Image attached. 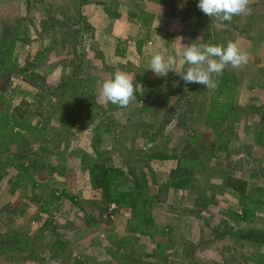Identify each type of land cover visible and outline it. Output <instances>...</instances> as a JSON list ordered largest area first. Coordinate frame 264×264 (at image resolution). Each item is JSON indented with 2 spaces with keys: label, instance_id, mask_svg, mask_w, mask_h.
<instances>
[{
  "label": "rangeland",
  "instance_id": "obj_1",
  "mask_svg": "<svg viewBox=\"0 0 264 264\" xmlns=\"http://www.w3.org/2000/svg\"><path fill=\"white\" fill-rule=\"evenodd\" d=\"M4 1L0 6V46L6 45L10 38L13 40L17 29L20 37L5 54H0V98H3L0 109L10 105L11 112L23 114L35 128L42 127L45 139L35 141L34 136L22 135L12 140L8 151L1 156L0 236L13 232L22 240L25 250L9 247V252L0 254V264H114L108 254L110 250L125 254L135 251L144 258L145 264H252L246 258L258 251L264 258V246L235 245L228 236L210 243L213 230L223 232L226 222L238 229H264V214L247 223H234L227 217L229 211L240 210V195L230 189L227 174L247 181L249 190L264 194V177L259 170L260 166L264 167V147L256 146L254 141L260 119L253 111V108L264 107V0H251V14L234 16L231 21L217 17L215 25L209 23L208 30H212L213 35L236 42L250 57L248 64L240 68L226 66L229 72L239 76L238 89L232 96V102L241 108L234 123L237 136L233 137L227 154L208 165L199 185L194 184L185 191L170 187L176 161L135 163L134 154L143 148L146 133L159 129L161 120L155 112L168 107H160L158 102L153 105L154 112L144 113V103L131 102L123 110H113V104L103 101L99 92L103 80L111 73L126 72L132 77L140 74L153 90L164 95L174 93L169 105L177 107L178 100L188 94V84L172 72L167 77L157 78L149 69V61L157 52L165 58L176 56L190 37H198V32L202 34L205 14L196 9L198 3L188 5L191 0H174L172 12L176 16L170 17L169 8L162 3L164 0L153 3L99 0L101 3L90 4L85 9L81 24L73 19L68 28L63 29L65 18L60 14L76 0H46L53 9L42 8L36 4L38 0ZM102 3L110 7L109 14ZM141 7L156 11L163 19L151 28L148 36L140 22L128 17L130 11ZM168 19L175 22L166 24ZM5 28L11 30H8L10 34H5ZM73 30L78 31L76 39ZM130 32H133L136 52L127 57ZM112 37L124 40L119 38L116 44ZM139 42L142 43L140 50ZM179 59L177 56L178 69H186V65L179 64ZM65 82L63 89L61 85ZM83 93L87 101L75 104ZM109 116L114 125L102 145L103 150L115 164L128 161L136 166V174L156 189L154 195L158 199L153 209L156 221L173 228L174 249L161 253L158 258H146L156 248L148 235L127 232L131 220L129 210L115 205L107 208L90 205L101 197L100 192L88 187L86 162L82 156L83 152L91 150L95 127ZM109 120H105L108 126ZM202 126V121L194 116L182 129L167 127L165 133L169 132L171 143L166 145L165 138L159 137L158 144L167 146L168 151L181 152L188 130ZM212 137L211 132H203V142L211 141ZM41 144L46 151L38 153ZM36 159H45L57 171L49 175L48 171L34 170L31 178L25 175L19 187H15L19 166L27 167ZM33 181L37 182L36 189ZM205 187L209 189L202 193ZM64 189L72 193L78 204L64 197L60 207L55 209L57 205H50L45 208H50L48 212L43 211L46 194L50 190L60 193ZM206 196L208 205L201 209ZM133 236L138 237V241L132 240ZM58 241L64 246L54 257L53 245ZM124 241L128 244L121 249Z\"/></svg>",
  "mask_w": 264,
  "mask_h": 264
},
{
  "label": "trees",
  "instance_id": "obj_2",
  "mask_svg": "<svg viewBox=\"0 0 264 264\" xmlns=\"http://www.w3.org/2000/svg\"><path fill=\"white\" fill-rule=\"evenodd\" d=\"M145 1V0H143ZM149 1V0H148ZM153 2H159V0H152ZM4 0H0V6L4 4ZM174 0H164L163 5L168 9L170 17H175L173 13ZM101 3L99 0H76L71 4H68L66 12H61L60 16L65 18V24L63 29L68 28L70 21L76 19V24H81L84 18V11L90 4ZM198 3V0H191L190 4ZM36 4L42 6V8L49 7L53 9L52 5L46 0H38ZM106 12L109 14V6L106 3ZM196 9L200 10L198 7ZM201 11V10H200ZM198 15V14H197ZM130 20H137L141 23L142 28H146V36L151 33L155 16L144 8H139L138 11H130L128 13ZM207 15L202 17V34L198 32V37H190L187 45L190 44H214L227 46L228 41L222 36L213 35L212 30H208L209 23L215 25L217 17H212L211 20L206 19ZM205 18V19H203ZM230 25L237 28L236 26ZM18 27V26H17ZM75 27V26H74ZM5 34H10L9 28H5ZM16 36L10 38L6 45L1 44L0 54H5L7 48L11 45L14 46L16 39L20 37L19 29H17ZM13 32V31H12ZM77 30H73V37L76 39ZM241 34V32H238ZM77 44V43H76ZM138 49L142 47V43L139 42ZM225 46V47H226ZM8 69V68H6ZM137 75V74H136ZM114 73L109 74L107 78L103 80L113 78ZM140 74L133 76V82L136 86V99L132 102L144 103V113L154 112V106L158 102L160 107H168L164 111L158 110L157 116H160L159 129L155 132L146 133V142L143 148L135 152V163L141 164L146 162H165L176 161L177 167L172 171L170 180L174 190H188L194 184L199 185L202 173L208 169V165L213 162H217L222 159L223 154H227L230 146L233 143V137L236 135L234 130V123L240 113L238 105L232 102V96L236 89H238L239 76L235 73L229 72L227 68L224 69L223 74L220 76H213V79L218 82V86L214 90H209L203 85L188 84V94H185V99H179V105H169V102L175 97L174 93H167L164 95L160 91L153 90L149 83L142 80ZM67 83H62L61 88H65ZM60 88V89H61ZM63 92V91H62ZM84 93L79 100L74 102L75 104H83L87 99H84ZM164 95V96H163ZM93 95L91 99H93ZM228 97V98H227ZM3 98H0V103ZM87 103V102H86ZM132 104V103H130ZM129 104V105H130ZM128 105V106H129ZM113 110H123L125 108L113 105ZM253 111L259 115V123L256 125V132L254 134V141L256 146L264 147V107L253 108ZM25 115V114H24ZM197 116L198 120H201L203 126L201 129L194 128L188 130L187 136L183 141V150L181 152L168 151L166 147H160L158 144V138H165L167 144L171 143V137L169 138V132L165 133L167 127L173 130H179L186 126L188 120L192 121L193 117ZM110 118V125L105 123V120ZM114 125L111 116L105 117L100 124L95 127L94 135L91 140V150L89 152H83V161L85 164V176L87 178L88 187L93 192H100L101 200L91 201L90 205L93 207H109L111 205L117 206L119 209H127L131 213V220L129 222L127 232L129 234H142L148 235L156 243V248L151 255H146V258H158L162 253L173 250L172 231L173 228L169 224H159L153 212L156 206L158 197L154 195L155 188L148 185L144 177L140 178L136 174V166L128 161L119 162L115 164L108 154L103 150L102 145L105 142L107 135L111 133V128ZM211 132L212 140L209 142H203V132ZM22 135L34 136L35 141H42L45 139L43 134V128H35L27 119L23 117V114L12 111L11 106L7 105L6 109H0V159L3 154L8 151L9 145L12 140L20 138ZM237 136V135H236ZM149 143H153L155 146L145 150ZM39 152H45L44 146L41 144L38 148ZM20 172L17 176L18 182L14 185L19 187L22 178L27 175L29 178L32 176V171L47 172L53 174L57 171L55 166L45 159L39 161L34 160L27 167L23 165L19 166ZM215 170V168H214ZM261 175L264 177V167H259ZM230 189L236 191L240 195L238 202L239 211H229L227 217L234 223H247L251 220H255L260 214H264V194L254 192L248 189V183L245 180L236 179L233 175L227 174ZM69 178V177H67ZM33 188L36 189L37 182L33 181ZM47 185V184H46ZM209 188L205 187L201 190L205 193ZM72 193L64 189V191L58 193L57 190H50L46 194L42 210L48 212L50 205H57L55 209L60 207L62 198L69 197V199L76 203L75 197ZM201 196H205L201 194ZM207 196L200 206L201 209L206 207ZM58 211V210H57ZM213 238L211 244L215 243L222 238L228 236L232 243H251L255 248H262L264 246V229H238L225 223V230L223 232L219 230H213ZM13 233V232H12ZM8 233L7 236H0V254L9 252L12 247L19 251L25 250V245L22 244V240L14 234ZM131 238V237H130ZM134 241H138V237L133 236L131 238ZM11 242V243H9ZM9 243V244H8ZM128 244L124 241L121 249ZM64 244L62 242H56L53 247L56 248L54 257L59 254L60 250H63ZM114 264H145L144 258L137 255L135 251H130L125 254L120 250L108 251ZM163 258H167L163 255ZM247 261H251L254 264H264V258L260 251L250 255L246 258Z\"/></svg>",
  "mask_w": 264,
  "mask_h": 264
},
{
  "label": "clouds",
  "instance_id": "obj_3",
  "mask_svg": "<svg viewBox=\"0 0 264 264\" xmlns=\"http://www.w3.org/2000/svg\"><path fill=\"white\" fill-rule=\"evenodd\" d=\"M251 0H198L197 7L209 17H219L225 21H231L234 16L251 14ZM177 56L180 57L179 64L186 65V69L177 67ZM250 53L242 51L236 42L229 41L227 46L214 44H190L176 56L164 55L157 52L149 61V69L157 77H167L169 72L179 76L187 84L203 85L209 90H214L218 82L213 76L223 74L226 66L233 69L245 66L249 62ZM136 86L133 77L126 72H116L113 78L103 82L99 92L100 98L121 108H126L136 99ZM149 143L145 150L154 147Z\"/></svg>",
  "mask_w": 264,
  "mask_h": 264
},
{
  "label": "crops",
  "instance_id": "obj_4",
  "mask_svg": "<svg viewBox=\"0 0 264 264\" xmlns=\"http://www.w3.org/2000/svg\"><path fill=\"white\" fill-rule=\"evenodd\" d=\"M146 2L148 1V0H145ZM151 3H153V1L152 0H149ZM104 9L106 8V7H103ZM110 8V7H109ZM150 12V11H149ZM106 13V12H105ZM151 14H153L154 16H155V18H154V22H153V27H155V24L157 25V23L158 22H161L163 19L161 18V17H159L158 16V13L155 11V12H150ZM168 20H170V21H167L166 22V24L167 23H172V22H175V20L174 21H172L173 19H168ZM131 33H133V32H130L129 33V37H127V40H129V42H128V44H127V57H131V56H134V53L136 52V50H135V47H136V45H135V39L133 38V34H131ZM132 37V38H131ZM120 38V37H119ZM118 38V39H119ZM118 39H117V37H112V39L111 40H114L115 41V43L117 44L118 43ZM121 40H124V39H122V38H120ZM115 47H116V45H115ZM176 217V216H175ZM175 219H177V217L175 218ZM252 264H254V263H252Z\"/></svg>",
  "mask_w": 264,
  "mask_h": 264
}]
</instances>
